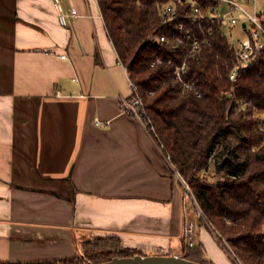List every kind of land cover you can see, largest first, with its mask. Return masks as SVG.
I'll return each mask as SVG.
<instances>
[{
	"label": "crops",
	"instance_id": "obj_1",
	"mask_svg": "<svg viewBox=\"0 0 264 264\" xmlns=\"http://www.w3.org/2000/svg\"><path fill=\"white\" fill-rule=\"evenodd\" d=\"M63 1L68 26L53 0H0V262L72 257L89 235L184 257L182 181L122 108L130 78L98 0Z\"/></svg>",
	"mask_w": 264,
	"mask_h": 264
},
{
	"label": "trees",
	"instance_id": "obj_2",
	"mask_svg": "<svg viewBox=\"0 0 264 264\" xmlns=\"http://www.w3.org/2000/svg\"><path fill=\"white\" fill-rule=\"evenodd\" d=\"M169 1L98 0V4L119 61L138 88L140 112L150 121L148 132L170 154L175 170L189 186L188 196L197 202L202 224L208 222L240 264H264V129L258 117L264 115V51L239 71L233 83L229 74L235 53L220 24L179 18L164 25L160 9ZM178 23L197 38L206 35L209 42L187 55L185 46L173 50V43L151 39L172 33L184 36L176 29ZM185 58L184 80L192 84L186 90L173 72ZM157 59L162 63L152 66ZM219 143L227 158L211 171ZM168 173L175 175L170 168ZM135 255L147 253L123 247L116 236H96L83 240L72 257L0 264H98ZM184 257L213 264L201 244L188 246Z\"/></svg>",
	"mask_w": 264,
	"mask_h": 264
},
{
	"label": "built area",
	"instance_id": "obj_3",
	"mask_svg": "<svg viewBox=\"0 0 264 264\" xmlns=\"http://www.w3.org/2000/svg\"><path fill=\"white\" fill-rule=\"evenodd\" d=\"M262 2L264 4V0ZM53 5L57 11L58 21L62 26L71 25L80 17L78 10L73 6L67 7L63 0H53ZM261 6L260 0H170L161 7L160 15L161 22L164 25L174 24L179 18L188 19L194 23L212 21L220 24L235 53L236 62L229 74L230 80L234 83L237 80L239 71L255 61L264 51V9H260ZM176 29L180 33H185V35L172 33L169 37L155 36L151 39L164 44L171 42L173 43V50H176L178 46H185L188 48L187 55L199 52L201 47L209 42L208 38L205 37L206 35L202 38H197L189 31H184L182 23H178ZM211 32L212 29L209 28L208 33ZM61 57L65 58L64 55ZM161 63V60L157 59L152 63V66L160 65ZM168 64L171 65L172 62L168 61ZM186 71L187 62L185 58L182 64L174 66L173 71L175 81L181 84L185 90L192 88V84L184 80ZM129 85L132 89V96L130 99L121 98L122 108L149 131L148 125L150 121L143 118L140 112L143 104L138 88L131 80H129ZM198 96H200L199 93ZM100 123L101 121L96 118L95 124L99 125ZM158 147L163 153L167 167L174 170L175 175L180 179L170 154L164 151L162 145ZM181 181L184 191L190 193L187 183L183 179ZM192 200L198 209L199 216H201L197 202L194 198ZM183 215L185 218L184 235L188 241V246L193 247L195 224L188 218V211L185 205H183Z\"/></svg>",
	"mask_w": 264,
	"mask_h": 264
},
{
	"label": "rangeland",
	"instance_id": "obj_4",
	"mask_svg": "<svg viewBox=\"0 0 264 264\" xmlns=\"http://www.w3.org/2000/svg\"><path fill=\"white\" fill-rule=\"evenodd\" d=\"M263 0H260V4L262 5V9H264V4L262 2ZM262 2V3H261ZM242 106H240L241 108ZM258 117H261V122H263L262 127L264 129V115H260ZM227 158L226 153L224 151V145L222 143H219L216 151L214 153L213 159L211 161L210 164V169L211 171H213L216 167V165L218 163H222V161H224ZM232 168H234L233 166H231ZM230 167V168H231ZM232 172H234L232 170ZM179 179V177H177ZM176 178V179H177ZM182 179V177L180 176V180ZM184 191V188H183ZM185 195H183V205H185L187 211H188V218L191 219L194 224H195V235L196 239L199 240V235H204V244L208 250V258L213 260V262L215 264H240V262L238 261V259L231 254L229 251L226 250L225 247L222 246V244L220 242H217V240H215L214 236H212V227L209 226L208 222L203 223L201 222V218L199 216L198 210H194L193 208V204L191 203L193 200V197L188 196V193H186L184 191ZM191 201V202H190ZM190 210V211H189ZM212 230V231H211ZM195 235H194V239H195ZM94 235H89L88 237L82 239L83 240H88V239H93ZM80 241V242H82ZM79 242V243H80ZM231 256L233 257L234 261H236V263L233 261V259L231 258Z\"/></svg>",
	"mask_w": 264,
	"mask_h": 264
},
{
	"label": "water",
	"instance_id": "obj_5",
	"mask_svg": "<svg viewBox=\"0 0 264 264\" xmlns=\"http://www.w3.org/2000/svg\"><path fill=\"white\" fill-rule=\"evenodd\" d=\"M98 264H202L176 255H135L132 257H114Z\"/></svg>",
	"mask_w": 264,
	"mask_h": 264
}]
</instances>
